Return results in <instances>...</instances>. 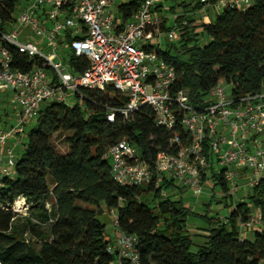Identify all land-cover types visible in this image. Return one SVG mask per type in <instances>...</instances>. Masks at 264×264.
Segmentation results:
<instances>
[{
	"label": "trees",
	"instance_id": "16d2710c",
	"mask_svg": "<svg viewBox=\"0 0 264 264\" xmlns=\"http://www.w3.org/2000/svg\"><path fill=\"white\" fill-rule=\"evenodd\" d=\"M17 3L0 0L1 24L14 20ZM141 6V0L118 6L122 21L131 19ZM202 7L200 0H171L168 6L171 15L178 14L179 35L156 53L175 67L174 90L187 92L195 108L202 107L208 93L220 84L230 86L235 98L260 93L264 0H255L246 10L225 9L196 32L194 16ZM10 51L15 69L30 72L43 67L38 59L12 47ZM66 60L75 75L90 65L89 59L69 52ZM127 102V96L113 88L81 89L70 103L52 101L42 106L26 129L13 175L0 179V263L110 264L113 258L107 250L112 237L99 216L115 211L118 231L137 237L142 264H259L264 257V228L250 239L241 237L238 225L254 210H260L264 224V178L243 202L225 206L230 209L225 221L211 214V203L202 215L182 199L166 196L164 189L175 184L159 182L155 174L144 186L121 185L114 179L107 152L120 141L135 146L142 162L154 171L160 151H176L170 143L173 134L186 138L180 126L175 131L158 126L149 106L125 120L118 111ZM113 110L111 123L107 117ZM57 134L65 135V153L54 144ZM209 177L213 190L220 187L223 196L229 195L222 175L213 169ZM19 199L26 202L25 214L16 211ZM193 218L204 224L197 241L187 228Z\"/></svg>",
	"mask_w": 264,
	"mask_h": 264
},
{
	"label": "built area",
	"instance_id": "2783aa9c",
	"mask_svg": "<svg viewBox=\"0 0 264 264\" xmlns=\"http://www.w3.org/2000/svg\"><path fill=\"white\" fill-rule=\"evenodd\" d=\"M254 1L200 0L203 7L196 15L200 24H206L211 12L246 10ZM116 2L18 0L14 20L0 23V93L6 95L15 114L13 125L0 129V179L14 173L16 145L10 146L11 141L25 137L45 103H70L81 89L104 92L113 88L128 98L125 108L118 111L125 120L149 106L158 126L170 131L180 126L186 136L183 141L173 134L170 143L176 151H160L154 171L127 140L112 146L107 158L112 160L113 177L119 184L144 186L155 174L159 182H173L182 192L199 198L207 186L204 175L210 178L214 169L227 182L229 195L240 189L252 191L264 178V85L260 93L235 98L230 86L220 84L208 93L202 107L195 108L187 92L174 90L175 67L156 53L166 42L177 40L178 15L170 16L173 24L168 28L163 0H141V8L131 19L118 22L113 12ZM163 26L168 29L163 31ZM10 47L42 61L43 67L30 72L15 69ZM67 52L89 59V68L75 75ZM107 119L114 122V110ZM112 214L117 237L107 250L113 258L110 264H142L137 237L120 233L117 214ZM240 226L241 237H247L246 231L263 229L260 210H254ZM259 264H264V257Z\"/></svg>",
	"mask_w": 264,
	"mask_h": 264
},
{
	"label": "rangeland",
	"instance_id": "374dc122",
	"mask_svg": "<svg viewBox=\"0 0 264 264\" xmlns=\"http://www.w3.org/2000/svg\"><path fill=\"white\" fill-rule=\"evenodd\" d=\"M170 4H171L170 1L165 0L166 6H170ZM216 15H217L216 13L213 14V18H215ZM194 17L198 20V22L195 24L196 32H200V30H201V28L199 27L200 17H198L197 15H195ZM172 24H173V19L168 21L167 27L170 28L172 26ZM162 30L164 31V29H162ZM12 114H13V108L10 106L8 100L6 99V95H4V93H0V117H1V119L2 120L7 119L8 117L10 118V116L12 118ZM64 139H65L64 134H57L54 138V144L57 146L58 150L60 152H63V153L68 151V146L64 142L65 141ZM18 145H20V142L18 143ZM16 149L17 150L15 152L17 153L19 149L18 148H16ZM19 151L22 152L23 149H20ZM109 163H112V160H109ZM211 181H212V178H207L205 180V183L207 184V186L204 188L203 195L199 198L194 197L190 192L180 193L177 185H175L171 188H168V189H164V192H165L166 196H170L171 198H175L178 200L182 199L185 205H187L188 207H190L194 211L197 209L195 212L198 214H202V215L204 214V211L206 210V205L208 204V202L212 201V198L214 197V201L212 203L210 212L212 215L220 214V220L224 221L227 219L228 214H229L228 208H226L225 206H229L230 204L232 205V204H238L240 202H243L246 198V195H242L243 193H242V190L240 189L239 191H237V193L234 196H231V195L223 196L221 194L220 187H218L216 189V191H215L216 195H214L212 193ZM150 205L153 206L152 204H150ZM82 206L84 208H88V209H95V207L91 206V205L82 204ZM218 206H221L220 210L218 209ZM25 208H27L26 202L24 203V207L22 209H16V210H20V211H22L23 214H25L27 212V211H25ZM99 220L106 226L107 232L111 235L112 240L114 241L115 238L117 237V233H116V228L114 225V218H113L112 211L110 212V214L107 213V214L100 215ZM193 223H195V224H193ZM196 223H198V225L194 227V225H196ZM200 225H201V227L204 226L202 221L198 218L189 219L187 221V226H188L187 228H188V230H191V232L192 231H200V229L198 227ZM195 238L196 237L193 236V239H195Z\"/></svg>",
	"mask_w": 264,
	"mask_h": 264
},
{
	"label": "crops",
	"instance_id": "0c3cea01",
	"mask_svg": "<svg viewBox=\"0 0 264 264\" xmlns=\"http://www.w3.org/2000/svg\"><path fill=\"white\" fill-rule=\"evenodd\" d=\"M130 1H132V0H117V2H116V4L113 6V12L115 13V15L117 16V19H118V22L120 21H122V18H121V16L119 15V13H118V6H120L121 4H126V3H129ZM167 1H170L171 2V0H167ZM162 5L166 8V11H167V14L169 15V18H168V21H170L171 20V18H170V16H171V14L168 12V6H166L165 5V0H163V3H162ZM213 14L214 13H209V19L210 20H212V19H214L213 18ZM199 17V16H198ZM168 21H167V23H168ZM167 25V24H166ZM5 95V94H4ZM7 99V98H6ZM14 119H15V114H14V110H13V114H12V118H11V116H10V118L8 117L7 119H4V120H0V129H3V130H7V129H9L12 125H13V123H14ZM18 142H20V145H18ZM24 143H25V137L24 138H20V139H18V140H13V141H11V145L10 146H15L16 145V148H18L19 150L20 149H23V146H24ZM17 150V149H16ZM216 189L215 190H213L212 189V193L214 194V195H216ZM242 195H246L247 196V194H248V191H246V190H243L242 191ZM232 196V195H231ZM234 196V195H233ZM239 196V195H238ZM211 203V204H210ZM212 203H213V201L211 202H208V204H210V206H212ZM207 204V205H208ZM201 207V206H200ZM220 207L221 206H218V209L220 210ZM202 209V208H201ZM197 210V209H196ZM195 210V211H196ZM203 210V209H202ZM228 213L230 214V209H228ZM110 214V213H109ZM228 214V215H229ZM219 218H220V214H219ZM225 221V220H224ZM193 224H195V223H193ZM241 224V223H240ZM240 224L238 225L239 226V230H240V232H241V226H240ZM198 225V223H196V225H194V227L195 226H197ZM199 228H203L204 226H202L201 227V225L200 226H198ZM189 232L192 234V236H194V237H196L194 240L195 241H197V240H199V238L197 237L198 235H200V234H203V232L202 231H192L191 232V230H189ZM245 234H246V236L248 237V238H252L253 237V234H254V232L253 231H246L245 232Z\"/></svg>",
	"mask_w": 264,
	"mask_h": 264
},
{
	"label": "bare ground",
	"instance_id": "6f19581e",
	"mask_svg": "<svg viewBox=\"0 0 264 264\" xmlns=\"http://www.w3.org/2000/svg\"><path fill=\"white\" fill-rule=\"evenodd\" d=\"M24 203H25V201H24L23 199H19V201L17 202V204H16V207H15V208H17V209H20V208H22V207H23V205H24Z\"/></svg>",
	"mask_w": 264,
	"mask_h": 264
}]
</instances>
